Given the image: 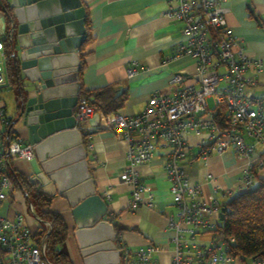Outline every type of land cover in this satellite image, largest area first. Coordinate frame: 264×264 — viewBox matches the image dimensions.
Instances as JSON below:
<instances>
[{
	"label": "built area",
	"instance_id": "1",
	"mask_svg": "<svg viewBox=\"0 0 264 264\" xmlns=\"http://www.w3.org/2000/svg\"><path fill=\"white\" fill-rule=\"evenodd\" d=\"M226 0H168L166 16L181 23L183 42L177 47L178 54H189L195 64L197 83H183L185 76L173 73L168 83L175 86L166 91L150 93L143 109L134 115L120 113L103 115L106 126L120 131L127 140L125 153L129 165L121 173V180L131 185L129 208L144 205L154 208L151 193L133 167L148 162L157 151L163 156V170L168 189L175 205L173 214L167 216L166 227L171 230L170 241L174 245L168 264H264V258L246 259L231 253L234 242L216 230L221 220L218 217L224 202L214 197L206 203L197 182H190L181 161L188 153L187 135L190 133L205 137L200 144L203 149L219 153L231 149L238 156L247 159L237 192L250 189L255 184L254 170L264 168V90L255 93L256 84L251 70L258 73L264 68V59H251L227 26L224 7ZM11 30L5 37L10 38ZM4 48L0 38V82L4 65ZM128 76L136 73V63L130 64ZM213 99V110L207 99ZM224 110L226 120H215L214 108ZM96 112L88 105L84 96L77 99L74 117L80 129L84 122ZM100 114V113H99ZM207 114V117H202ZM0 123L3 128L10 119L0 109ZM3 128H0V165L2 160L33 157V148L19 137H14L1 150ZM261 145L262 148H256ZM86 147L91 149L88 140ZM211 179V174L206 175ZM10 181L0 174V206L7 199ZM222 194L230 190L220 189ZM32 211L31 204L27 205ZM45 232L37 234L25 223L21 213L9 218L0 210V264H54L46 256V236L50 224L44 222ZM208 233L206 241L199 236ZM120 264H159L157 256L164 246L150 243L146 247L132 249L121 244ZM156 256V257H155Z\"/></svg>",
	"mask_w": 264,
	"mask_h": 264
},
{
	"label": "crops",
	"instance_id": "2",
	"mask_svg": "<svg viewBox=\"0 0 264 264\" xmlns=\"http://www.w3.org/2000/svg\"><path fill=\"white\" fill-rule=\"evenodd\" d=\"M81 1L87 17L88 36L78 51L82 63L80 75L76 78L81 84L78 96L84 90L113 85L116 94L125 96L123 105L115 113L131 116L143 109L153 91H166L175 87L168 83L173 73L183 74V83H197L198 75L192 57L177 53L184 36L181 23L165 14L168 0ZM223 5L227 9L226 24L246 56L264 59V0H226ZM8 28L7 20L0 13L1 40ZM133 62L136 63V73L128 76L127 70ZM1 73L0 109L11 119V131L15 137L26 142V132L13 123L16 88L8 84L3 64ZM249 74L254 75L256 80L253 91L260 93L264 90V68L258 73L251 70ZM209 108L213 110V106ZM95 113L87 118L84 128L80 130L90 133L86 137L92 148L86 147L84 139L83 145L96 192L107 202V218L121 228L115 238L116 247L119 249L117 238L121 244L132 249L143 248L150 243L162 245L165 250L155 257L159 264H168L174 245L170 241L172 232L166 227V219L174 213L175 205L164 175L163 156L157 151L148 162L132 168L146 188L145 194H152L155 206L149 208L141 205L131 210L129 199L132 187L121 180V173L129 165L125 156L127 140L120 131L108 128L99 113V119L93 120L91 124L89 119ZM207 116L202 114L203 118ZM0 128H3L1 123ZM204 137V133L187 135L188 153L181 164L189 181L200 184L201 195L206 203H211L214 197L226 202L238 193L237 187L247 166V159L236 155L231 149L221 153L211 150L204 154L203 149L208 145L200 144ZM5 147L6 143L1 145V150ZM256 148L261 149L262 146L257 145ZM9 163L15 171L29 175L26 160L12 158ZM207 174H211L212 178L207 179ZM254 176L255 183L259 180L264 182V168L255 169ZM220 189L230 190L231 193L222 194ZM41 190L52 196L49 210L61 214L65 220L67 236L59 249L67 255V264H81L71 235L73 219L65 199L56 193L51 183ZM26 203L23 191L19 187L15 188L10 181L7 199L0 206L1 213L9 218L15 213L22 214L27 210ZM24 221L31 230H36L37 224L33 217ZM208 237V233L199 236L201 241H206Z\"/></svg>",
	"mask_w": 264,
	"mask_h": 264
},
{
	"label": "water",
	"instance_id": "3",
	"mask_svg": "<svg viewBox=\"0 0 264 264\" xmlns=\"http://www.w3.org/2000/svg\"><path fill=\"white\" fill-rule=\"evenodd\" d=\"M0 13L15 36L13 123L33 148L24 176L36 189L53 184L65 199L81 264H120L117 233L107 218V202L96 192L74 117L81 86L78 51L87 37L82 1L0 0ZM97 119L95 113L89 122ZM218 217L223 219L224 208Z\"/></svg>",
	"mask_w": 264,
	"mask_h": 264
},
{
	"label": "trees",
	"instance_id": "4",
	"mask_svg": "<svg viewBox=\"0 0 264 264\" xmlns=\"http://www.w3.org/2000/svg\"><path fill=\"white\" fill-rule=\"evenodd\" d=\"M85 28L88 36V23L85 14ZM14 33L10 38L4 37L2 44L4 48V68L11 88H17L15 78V68L12 62V53L14 47ZM82 63L80 59V69ZM78 75L80 73L78 72ZM82 96L87 100L96 113L108 115L117 112L123 105L125 96L122 93L116 94L113 85H106L91 90L81 91ZM215 120H226L224 110L220 107L214 108ZM8 129V131H7ZM83 133V132H82ZM90 133H83V139L87 142ZM15 137L11 131V119L8 126L2 131L1 145ZM204 148V147H203ZM0 174L5 175L11 181L15 188L19 187L28 204L32 206L37 228V234L45 232L44 222L50 224L49 232L46 236V256L54 264H67L68 257L59 249L67 236V226L61 214L49 210L52 196L41 189H36L31 185L27 178L20 172L15 171L8 160L3 159L0 165ZM224 217L216 228L225 237H232L234 242L231 246V253L240 258L248 257L264 258V182L257 181L250 189L243 190L230 200L224 202ZM113 227L117 236L121 230L116 223ZM117 244L121 243L116 239Z\"/></svg>",
	"mask_w": 264,
	"mask_h": 264
},
{
	"label": "rangeland",
	"instance_id": "5",
	"mask_svg": "<svg viewBox=\"0 0 264 264\" xmlns=\"http://www.w3.org/2000/svg\"><path fill=\"white\" fill-rule=\"evenodd\" d=\"M207 103H208V107H212L213 106V99L212 98H208L207 99ZM22 216H23L24 219L30 218V217H33V219H35L33 213L28 210V207H27V210L24 213H22Z\"/></svg>",
	"mask_w": 264,
	"mask_h": 264
}]
</instances>
